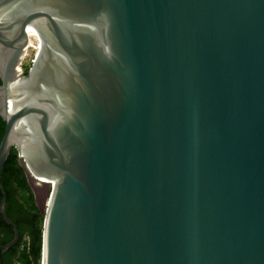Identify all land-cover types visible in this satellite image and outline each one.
Instances as JSON below:
<instances>
[{
    "label": "water",
    "instance_id": "obj_1",
    "mask_svg": "<svg viewBox=\"0 0 264 264\" xmlns=\"http://www.w3.org/2000/svg\"><path fill=\"white\" fill-rule=\"evenodd\" d=\"M0 117L40 264H264V0H0Z\"/></svg>",
    "mask_w": 264,
    "mask_h": 264
},
{
    "label": "trees",
    "instance_id": "obj_2",
    "mask_svg": "<svg viewBox=\"0 0 264 264\" xmlns=\"http://www.w3.org/2000/svg\"><path fill=\"white\" fill-rule=\"evenodd\" d=\"M3 125V121L0 120V141L4 131ZM0 183L5 197V215L16 225L19 234L17 243L4 252L3 264H38L41 258L43 216L40 215L35 204L34 195L14 148L4 164ZM2 198L0 191V202ZM1 232L3 235H0V245H5L13 239L12 227L8 226L0 216ZM25 237L28 238V245L20 250Z\"/></svg>",
    "mask_w": 264,
    "mask_h": 264
},
{
    "label": "rangeland",
    "instance_id": "obj_3",
    "mask_svg": "<svg viewBox=\"0 0 264 264\" xmlns=\"http://www.w3.org/2000/svg\"><path fill=\"white\" fill-rule=\"evenodd\" d=\"M39 51L33 48H29L27 52L25 53V57L22 60V63L20 65V69L25 77H27L33 67V64L37 58ZM20 163V161H19ZM32 190V193L34 195V201L35 204L39 210V213L41 216H43L44 210H45V204L47 202V197L50 191V186L47 184H40L36 187L35 190ZM28 245V238L25 237L23 239V244L20 247V250H23L24 247H27ZM27 249V248H26ZM19 264V263H17ZM33 264V263H32ZM40 264V262L38 263Z\"/></svg>",
    "mask_w": 264,
    "mask_h": 264
},
{
    "label": "bare ground",
    "instance_id": "obj_4",
    "mask_svg": "<svg viewBox=\"0 0 264 264\" xmlns=\"http://www.w3.org/2000/svg\"><path fill=\"white\" fill-rule=\"evenodd\" d=\"M29 48H33V49H36L40 52L39 48L36 46V45H28L26 48H25V51H24V56H25V53L27 52V50ZM17 143H19L20 145H23L25 143V140L21 137V136H18L17 135ZM32 177L37 180L38 182H46V181H43L41 179H39L38 177L34 176L33 173L31 174ZM49 184L51 185L52 183L49 182Z\"/></svg>",
    "mask_w": 264,
    "mask_h": 264
},
{
    "label": "flooded vegetation",
    "instance_id": "obj_5",
    "mask_svg": "<svg viewBox=\"0 0 264 264\" xmlns=\"http://www.w3.org/2000/svg\"><path fill=\"white\" fill-rule=\"evenodd\" d=\"M0 120L3 121V120L1 119V117H0ZM3 123H4V122H3ZM0 127H1V126H0ZM3 129H5V123H4V125H3ZM3 133H4V131H3ZM8 226H9V225H8ZM0 235L2 236V235H3V232H1ZM3 255H4V252H1V254H0V264H3V263H4Z\"/></svg>",
    "mask_w": 264,
    "mask_h": 264
},
{
    "label": "built area",
    "instance_id": "obj_6",
    "mask_svg": "<svg viewBox=\"0 0 264 264\" xmlns=\"http://www.w3.org/2000/svg\"><path fill=\"white\" fill-rule=\"evenodd\" d=\"M19 70L21 71L20 67H19ZM22 72V71H21Z\"/></svg>",
    "mask_w": 264,
    "mask_h": 264
}]
</instances>
